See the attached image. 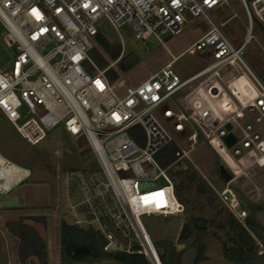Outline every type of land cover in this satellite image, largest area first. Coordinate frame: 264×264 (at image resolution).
Masks as SVG:
<instances>
[{"label":"built area","instance_id":"obj_1","mask_svg":"<svg viewBox=\"0 0 264 264\" xmlns=\"http://www.w3.org/2000/svg\"><path fill=\"white\" fill-rule=\"evenodd\" d=\"M239 1L248 31L243 43L236 46L209 15L229 0H0L3 41L13 50L8 66L0 68V113L32 146L58 127L76 141H85L105 181L96 174L83 179L81 173H67V181H85L83 192L86 194L87 187L92 192L82 202L70 203L73 218L69 224L93 226L106 240L104 252L137 254L147 264H164L142 217L184 215L185 206L176 197L170 169L197 150L200 134L233 174L222 188L206 180L230 213L245 225L248 212L231 184L252 182L264 172V84L243 59L253 37V20L264 30V0ZM199 17L206 20L208 30L123 95L107 77L117 61L105 69L95 67L93 74L84 68L92 63L89 53L95 47L99 34L96 24L101 19L117 32L124 52L123 29L136 41L145 43L154 38L166 47L162 35H179ZM186 52H202L209 65L182 81L172 65ZM236 70L255 89L251 97L244 95ZM186 87L177 111L173 110L167 103ZM200 87V101L194 98L187 105L186 98ZM208 97L214 100L216 123L213 117L209 120L199 115L200 105ZM159 109L174 131L181 136L187 133L191 142L190 149H179L176 161L166 168L156 156L174 142V136L158 118ZM227 125H231L230 131ZM229 134L235 139L231 146L226 142ZM11 169L16 174L8 176ZM29 177L28 169L0 154V196L9 195ZM146 196L151 198L148 203L143 199ZM82 212L88 220L79 216ZM249 233L256 241L258 255H264V243ZM5 264L22 263L8 260Z\"/></svg>","mask_w":264,"mask_h":264},{"label":"rangeland","instance_id":"obj_2","mask_svg":"<svg viewBox=\"0 0 264 264\" xmlns=\"http://www.w3.org/2000/svg\"><path fill=\"white\" fill-rule=\"evenodd\" d=\"M210 17L221 27L228 38L239 46L243 43L247 35V18L244 9L239 0H229L228 5H221L209 12ZM96 28L111 44L120 45L117 32L106 19H101L96 24ZM209 28L208 23L203 17L192 19L183 32L179 35H162L161 39L166 47L157 43L152 38L145 43L136 41L128 29L120 31L121 37L125 42V50L121 48L120 58L129 52H135L140 62L127 73H120L118 79L113 81L114 88L119 95H123L128 88L136 87L141 82L147 80L153 73L168 64L172 57L179 56L185 50L190 48ZM252 39L244 49L243 59L252 73L264 84V33L259 23L253 20ZM4 31L0 27V68L8 66L13 55V50L7 48L3 41ZM95 51L89 53L91 64H85L84 68L88 73H95L96 68L102 69L116 61L108 56L104 48L95 41ZM117 63V62H116ZM209 65V59L202 52H186L181 55L172 65V70L180 79L186 80ZM109 70H117L114 67ZM234 74L239 77L240 87L245 96H252L255 89L249 80L236 70ZM108 77V76H107ZM199 79L192 83L190 87L195 86ZM188 87L177 93L173 100L167 105L177 111L178 101L183 97ZM203 87L194 91L185 100L190 105L192 99L200 101L199 92ZM216 99V98H215ZM215 109L214 100L207 98L202 101L199 109V115L208 116L209 120L216 123L218 118L213 114ZM162 109L156 113L158 118L169 128L174 136V144L181 150L187 151L191 147L188 141L187 133L179 135L173 129L171 122L162 117ZM193 126H195L193 124ZM196 127V126H195ZM196 151L189 154L188 158L182 159L170 169L172 178L181 179L191 168H195L201 175L212 182L211 164L213 153L211 150L199 144H196ZM85 150L86 152H82ZM0 154L10 162L26 168L30 171V177L9 195L0 196V264H5L8 260L15 263L17 240L9 235L4 224L7 221L17 220L22 216L45 217L46 226L27 221L33 225L44 237L47 244L48 264H62L59 245V227L62 220L68 223L72 222V213L70 203L78 204L85 199V196H91L92 192L87 187L86 194L82 187L85 181L80 184L77 180L67 181L66 175L70 172L81 173L83 179H89L92 174H96L105 181L94 154L88 149L85 141H76L73 137L67 135L61 127L51 131L47 138L38 144L32 146L16 131L15 127L0 113ZM222 160V159H221ZM193 161V162H191ZM233 165V164H232ZM235 170L237 167L233 165ZM83 173L85 175H83ZM174 180V179H173ZM240 186L244 184L239 182ZM246 187L252 186L248 193L250 201L259 206L264 201V172L252 179V182L245 183ZM222 188V187H219ZM18 194L24 207L21 208H2L1 203L7 197ZM82 219L88 220L85 213L79 215ZM143 223L151 236L157 243L173 242L179 238L181 228L186 220L185 215L180 216H143ZM81 226H88L85 222ZM180 247L184 243H179ZM6 246V248H5ZM6 250L10 257L4 258ZM165 264H172V256L167 255L163 258Z\"/></svg>","mask_w":264,"mask_h":264},{"label":"trees","instance_id":"obj_3","mask_svg":"<svg viewBox=\"0 0 264 264\" xmlns=\"http://www.w3.org/2000/svg\"><path fill=\"white\" fill-rule=\"evenodd\" d=\"M96 40L112 61H117L118 71H107L108 79L111 82L118 79L119 72L127 73L140 62L139 56L133 51L120 58L121 46L111 44L100 34L96 36ZM106 67L107 65L102 69ZM198 142L213 153L212 184L216 187H224L233 178L232 172L202 134L199 135ZM178 150L179 148L171 143L157 154L156 159L162 167H169L176 161ZM172 179L175 182L176 197L185 206L186 220L181 228L179 243L200 241L207 235H213L223 242L225 257L235 264H264V255H258L256 241L249 233V231L252 232L264 243V229L254 216L260 206H255L247 195L252 186L246 187V184L240 186L238 182L231 184L242 208L248 212L245 225H243L219 200L212 185L196 168H191L186 174H183L181 179ZM27 221L46 226L45 217L40 215L22 216L4 224L5 231L17 240L16 260L22 264L28 262L30 264H48L46 241L40 232ZM155 244L157 247L169 248L174 243L157 242ZM59 245L62 264L92 263L101 260H114L123 264H147L141 255L104 252L106 240L93 226L71 225L62 220L59 227Z\"/></svg>","mask_w":264,"mask_h":264},{"label":"water","instance_id":"obj_4","mask_svg":"<svg viewBox=\"0 0 264 264\" xmlns=\"http://www.w3.org/2000/svg\"><path fill=\"white\" fill-rule=\"evenodd\" d=\"M231 128H232L231 125L226 126V129L228 131H230ZM226 142L229 146H231L235 142V139L232 134L228 135V137L226 138ZM1 206L2 208H6V209L21 208L24 207V204L21 202L19 195L15 194L4 199L1 203ZM254 216L255 219L264 229V203L262 204L261 208L255 212ZM119 238L122 240V242L125 245H127V242L124 239H122L121 237ZM202 246L204 247L202 255L205 261L200 264H233L230 261L224 259L223 256L224 244L219 238L213 235H207L202 240ZM158 252L162 257L167 256L166 249L163 246L158 247ZM196 254H197L196 248L186 249L180 254L179 264H193ZM72 264H123V263L114 260H101L99 262H92V263L77 262Z\"/></svg>","mask_w":264,"mask_h":264},{"label":"flooded vegetation","instance_id":"obj_5","mask_svg":"<svg viewBox=\"0 0 264 264\" xmlns=\"http://www.w3.org/2000/svg\"><path fill=\"white\" fill-rule=\"evenodd\" d=\"M247 195H248V193H247ZM248 198H249V196H248ZM263 203H264V201L261 203V205H259L260 206L259 209L261 208ZM259 209H257V210H259ZM203 239H204V237L202 239H200V241L186 242V243L182 244L181 247H180V244H179V242L177 240L176 243H174L172 247H169V248H165L164 247V248L166 249L167 255H171L172 256V264H179V257H180V254L183 251H185L186 249H189V248H196L197 254H196V257L194 259L193 264H200V263L205 261L203 255H202L203 254V250H204V247L202 246V240ZM224 248H225V246H224ZM224 248H223L224 259H226V260L230 261L231 263L235 264L233 261H231V260H229L228 258L225 257Z\"/></svg>","mask_w":264,"mask_h":264},{"label":"snow or ice","instance_id":"obj_6","mask_svg":"<svg viewBox=\"0 0 264 264\" xmlns=\"http://www.w3.org/2000/svg\"><path fill=\"white\" fill-rule=\"evenodd\" d=\"M33 12H34V14L37 15V17L39 18L38 13H36L35 10H33ZM153 195H155V196H162V194H153ZM143 199H144V202H145V203H148V202H150V199H151V198L146 196V197H144Z\"/></svg>","mask_w":264,"mask_h":264},{"label":"crops","instance_id":"obj_7","mask_svg":"<svg viewBox=\"0 0 264 264\" xmlns=\"http://www.w3.org/2000/svg\"><path fill=\"white\" fill-rule=\"evenodd\" d=\"M248 97H250V96H248ZM20 197V196H19ZM20 200H21V198H20ZM5 248H6V246H5ZM6 257V259H8L9 257H10V253L6 250V254H5V256H4V258ZM13 258L15 259L14 261L16 262L17 260H16V256H14L13 255ZM3 264V263H2Z\"/></svg>","mask_w":264,"mask_h":264},{"label":"bare ground","instance_id":"obj_8","mask_svg":"<svg viewBox=\"0 0 264 264\" xmlns=\"http://www.w3.org/2000/svg\"><path fill=\"white\" fill-rule=\"evenodd\" d=\"M13 169H16L15 167L13 168ZM16 170H8V172H7V175L8 176H13V175H15L16 174V172H15ZM24 174H25V172H24Z\"/></svg>","mask_w":264,"mask_h":264}]
</instances>
